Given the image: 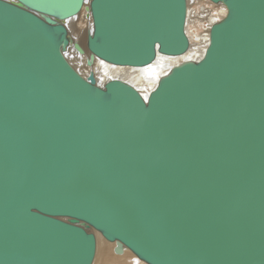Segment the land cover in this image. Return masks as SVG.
Masks as SVG:
<instances>
[{
    "label": "water",
    "instance_id": "95a60500",
    "mask_svg": "<svg viewBox=\"0 0 264 264\" xmlns=\"http://www.w3.org/2000/svg\"><path fill=\"white\" fill-rule=\"evenodd\" d=\"M146 98L67 53L142 68L191 43L188 0H0V264H264V0ZM92 18L86 48L68 23Z\"/></svg>",
    "mask_w": 264,
    "mask_h": 264
},
{
    "label": "bare ground",
    "instance_id": "6f19581e",
    "mask_svg": "<svg viewBox=\"0 0 264 264\" xmlns=\"http://www.w3.org/2000/svg\"><path fill=\"white\" fill-rule=\"evenodd\" d=\"M188 21L186 32L189 37L190 49L182 56L168 57L158 55L153 64L142 67H120L96 60L92 67L87 65L88 52L84 56L78 54L72 47L67 58L73 67L84 77L94 73L100 85H105L113 79L126 81L138 89L146 98L156 89L159 81L170 73L175 67L187 61L198 62L205 55L204 45L210 40L209 30L213 24L218 23L227 15V9L222 5H215L209 0H194L198 4L196 14L192 16V2L188 0ZM90 0H87L86 5ZM206 12H211L204 14ZM193 18V19H192ZM207 27V28H206ZM72 44L79 43L86 48L88 33L92 30V18L83 11L76 19L68 23ZM205 31L208 33L205 34ZM98 240V249L94 264H146L127 248L123 253H116V243L106 241L100 233L95 232Z\"/></svg>",
    "mask_w": 264,
    "mask_h": 264
},
{
    "label": "built area",
    "instance_id": "2783aa9c",
    "mask_svg": "<svg viewBox=\"0 0 264 264\" xmlns=\"http://www.w3.org/2000/svg\"><path fill=\"white\" fill-rule=\"evenodd\" d=\"M193 2H195L194 0H193ZM208 13H211V12H206V13H204V14H208ZM211 14H213V13H211ZM216 24V23H215ZM214 25V24H213ZM207 28V27H206ZM212 28V27H211ZM211 28H210V30H209V34H210V32H211ZM206 33H208L207 31H205V34ZM209 42H210V40H209V35H208V41H207V43L204 45L205 47H204V49H205V51L207 50V48H208V46H209Z\"/></svg>",
    "mask_w": 264,
    "mask_h": 264
},
{
    "label": "rangeland",
    "instance_id": "374dc122",
    "mask_svg": "<svg viewBox=\"0 0 264 264\" xmlns=\"http://www.w3.org/2000/svg\"><path fill=\"white\" fill-rule=\"evenodd\" d=\"M197 8H198V4L192 2V13H193L192 16L196 14V12H195L196 10L195 9H197Z\"/></svg>",
    "mask_w": 264,
    "mask_h": 264
}]
</instances>
